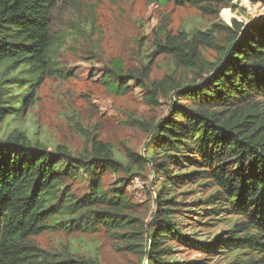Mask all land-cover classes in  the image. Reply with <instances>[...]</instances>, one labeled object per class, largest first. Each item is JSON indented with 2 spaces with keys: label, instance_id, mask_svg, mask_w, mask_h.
I'll list each match as a JSON object with an SVG mask.
<instances>
[{
  "label": "trees",
  "instance_id": "16d2710c",
  "mask_svg": "<svg viewBox=\"0 0 264 264\" xmlns=\"http://www.w3.org/2000/svg\"><path fill=\"white\" fill-rule=\"evenodd\" d=\"M158 1L219 14L235 0ZM51 6L52 0H0V122L23 114L47 70L57 69L64 77L78 75L60 68L56 61ZM223 27L228 33L222 40L217 37V24L207 31L169 33L164 44L153 45L155 52L171 53L186 66L206 65L207 75L199 82L147 85L148 101L157 103L162 93L171 95L174 106V113L153 124L149 132L154 136L153 146L161 144L162 151L181 152L192 144L209 161L208 170L203 171L216 183L208 201L217 203L225 197L232 213L242 216L224 244L244 254L246 249L264 250V19L249 24L233 20L232 26ZM202 46L214 48L218 57L206 63ZM94 74L114 94L124 93L132 80L139 79L136 73L125 71L120 60L113 61L109 72ZM9 81L17 87L13 94L4 92ZM92 153L77 158L67 146L53 150L33 144L24 132L0 136V264H93L45 252L32 238L48 230H94L101 224L117 231L129 228L132 223L125 217L124 193L102 185V173L118 169L113 149L94 140ZM159 165L169 172L164 162ZM80 171L88 175L90 192L77 198L67 180ZM196 173L173 175L172 180L183 183L197 178ZM156 224L158 228L153 224L147 231L151 235L147 253L153 262L169 264L159 255L162 241L174 236L189 243L188 238L171 220L164 218ZM221 240L222 235L206 244L217 245Z\"/></svg>",
  "mask_w": 264,
  "mask_h": 264
},
{
  "label": "rangeland",
  "instance_id": "374dc122",
  "mask_svg": "<svg viewBox=\"0 0 264 264\" xmlns=\"http://www.w3.org/2000/svg\"><path fill=\"white\" fill-rule=\"evenodd\" d=\"M263 19L264 0H235L219 14H206L196 6L173 1L52 0L50 33L56 61L60 68L78 75L64 77L65 73L57 69L47 70L23 114L7 116L0 122V136L24 132L33 144L53 150L58 145L67 146L77 158L93 155L94 140L110 145L118 169L105 170L102 185L124 193L125 217L132 224L119 231L103 224L94 230H48L32 238L42 250L93 264H157L147 253L151 241L147 231L153 224L158 228L156 222L165 218L179 226L189 243L174 236L163 240L162 261L264 264L263 249H246L242 254L224 244L241 215L232 213L225 197L217 203L208 201L216 181L204 174L210 163L204 161L197 147L189 144L177 152L162 151L161 144L153 146L149 129L174 113L171 95L159 93L157 103L146 99L151 94L147 85L153 82L184 84L195 79L199 82L207 75L206 65L186 66L171 53L155 52L157 41L164 44L169 33L207 31L217 24V37L222 40L228 33L223 24L232 26L233 20L261 23ZM201 51L206 63L218 57L212 47L202 46ZM115 60L139 78L120 94L112 93L94 74L109 72ZM12 83L5 84V93L17 90ZM162 162L169 172L159 165ZM194 171H200L195 179L183 183L172 180L173 175ZM67 184L77 198L90 192L88 175L83 171L69 178ZM160 200L165 202L158 203ZM221 235L219 244H206Z\"/></svg>",
  "mask_w": 264,
  "mask_h": 264
}]
</instances>
